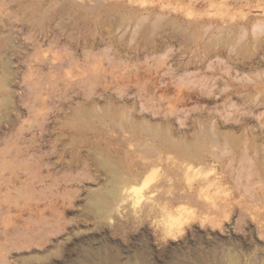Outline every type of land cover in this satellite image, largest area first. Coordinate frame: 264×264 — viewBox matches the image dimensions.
<instances>
[{"label": "rangeland", "instance_id": "1", "mask_svg": "<svg viewBox=\"0 0 264 264\" xmlns=\"http://www.w3.org/2000/svg\"><path fill=\"white\" fill-rule=\"evenodd\" d=\"M0 264H264V0H0Z\"/></svg>", "mask_w": 264, "mask_h": 264}]
</instances>
